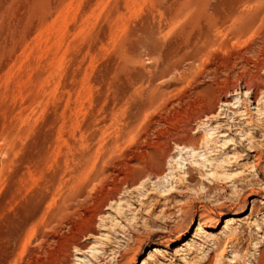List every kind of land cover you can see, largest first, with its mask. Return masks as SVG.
I'll return each mask as SVG.
<instances>
[{
	"label": "rangeland",
	"instance_id": "obj_1",
	"mask_svg": "<svg viewBox=\"0 0 264 264\" xmlns=\"http://www.w3.org/2000/svg\"><path fill=\"white\" fill-rule=\"evenodd\" d=\"M237 1L234 40L232 0H0V264H264V92L186 113L201 64L264 84V0Z\"/></svg>",
	"mask_w": 264,
	"mask_h": 264
},
{
	"label": "bare ground",
	"instance_id": "obj_2",
	"mask_svg": "<svg viewBox=\"0 0 264 264\" xmlns=\"http://www.w3.org/2000/svg\"><path fill=\"white\" fill-rule=\"evenodd\" d=\"M224 1V0H223ZM234 2H236V0H232V2L230 3V5ZM239 1V0H238ZM237 1V2H238ZM241 1V0H240ZM250 1V0H249ZM255 2V0H253ZM252 1V2H253ZM230 2V0H229ZM253 2V3H254ZM228 3V2H227ZM251 3V1L249 2ZM235 5V4H234ZM233 4L227 8L228 9V12L226 13V15L223 17V19L227 20V19H230V18H233V20H235L234 22L237 24V26H235V24L233 25L234 26V31L231 33L234 37V40H235V37L239 38L241 35H245L243 34L244 32H246L248 30V28L250 27V25L252 26L251 23L253 22H257V20L259 19L258 18V15H259V12L262 11L261 7L258 5V3L254 6L252 3H251V6L253 5L254 7H252L251 9V17L248 18V17H245V15H243V12H241L242 14L240 13H235L233 10V7L234 6ZM250 5V4H249ZM263 5V4H262ZM236 6H234L235 8ZM264 7V5H263ZM254 8V9H253ZM196 9V8H195ZM192 10V9H191ZM250 10V9H249ZM264 10V9H263ZM190 11V10H189ZM195 11V10H194ZM193 11V12H194ZM237 12V11H236ZM248 12V10L246 11V13ZM201 13V8H198L196 9V12H195V15L192 14V11H191V15L194 20L196 21L197 16H199ZM217 13V12H216ZM215 12H211L212 16L215 17L216 15L218 16V13L216 14ZM244 13V14H246ZM189 14V13H188ZM261 14V12H260ZM191 16H188V17H191ZM248 16V15H247ZM200 17V16H199ZM205 17V16H204ZM203 17V18H204ZM261 17V16H260ZM193 18H190V19H193ZM218 18H221V17H218ZM202 19V18H201ZM207 20V18H205ZM217 19V18H216ZM250 19V20H248ZM262 19V18H261ZM203 20V19H202ZM201 20V21H202ZM191 21V20H190ZM193 21V20H192ZM191 21V22H192ZM207 22V21H206ZM225 22V21H224ZM259 22V20H258ZM257 22V23H258ZM261 22V20H260ZM222 19L218 22L215 21L214 24L216 25H220L222 24ZM191 24V23H189ZM204 24V22H203ZM191 26V25H190ZM232 26V28H233ZM201 27V26H200ZM218 27V26H217ZM231 27V26H230ZM229 27V28H230ZM231 28V29H232ZM251 30V29H250ZM249 30V31H250ZM198 31V30H197ZM203 32V31H202ZM248 32V31H247ZM210 33L208 32H204L202 34V42L200 44V47L196 50L195 53L193 54H189V60L190 62H192L193 64L198 62L199 63V60H200V63H201V60H203V58L201 59V57H203V54H204V51L203 49L205 48V46H207L206 44H208L210 42L209 45H212L211 43L214 41V39L212 40V42L208 39V35ZM229 37V35H228ZM231 37V36H230ZM229 37V38H230ZM233 37L231 39H233ZM242 37V36H241ZM204 39V40H203ZM225 39H227V37H225ZM228 41V39H227ZM249 42V41H248ZM221 43V42H220ZM225 43V42H224ZM228 43V42H227ZM236 43V42H235ZM215 44V43H214ZM233 44V43H232ZM208 45V46H209ZM227 45V44H226ZM225 45V46H226ZM223 46V45H222ZM238 47V46H237ZM240 47V46H239ZM207 48V47H206ZM223 48V47H221ZM239 49V48H238ZM248 49V48H247ZM220 50V48H219ZM244 50V49H243ZM244 52V51H243ZM242 53V52H241ZM206 54V53H205ZM229 55V54H228ZM235 55V54H234ZM253 56V55H252ZM234 57V56H233ZM205 58V57H204ZM218 59V58H217ZM227 59V58H226ZM226 59H223V60H220V62H218V64H211L212 65H209V66H203L201 64V66L203 67L202 69L203 70H206V73L208 74V79H210V81L214 84V91L212 92V96H208L207 97H196L195 94H194V101H193V105L192 106H188V111L186 110V113L190 116H188L189 118L191 116L193 117H196L198 118L199 116L201 115H204V116H209V115H212L214 112H215V105L216 103H221L222 101L224 102H227L226 100V97L230 94V93H233L234 91H236L238 89V84L239 83H242L245 91L247 92H251L252 91V88H255L253 89L252 91V102H257L258 99V95L259 94H256L255 90H261L264 92V84H260V85H253L251 84V81L253 80L254 76L251 75V72H255V76H256V72L262 70L263 66H262V61L259 59V58H256L255 60H252L251 57L249 56H246V57H243L241 56V54L239 55H236L231 61L229 60H226ZM206 61V60H205ZM189 62V61H188ZM210 62V61H209ZM208 62V63H209ZM251 64V65H250ZM192 66V69L194 67V65H191ZM200 66V67H201ZM191 68V67H189ZM196 69V68H195ZM194 69V71H195ZM191 71V70H190ZM202 71V70H200ZM263 71V70H262ZM192 72V71H191ZM205 72V71H203ZM189 72L187 73H184V75L186 76V74H188ZM194 73V72H193ZM201 73V72H200ZM204 73V74H206ZM202 74V73H201ZM202 76V75H201ZM190 77V76H188ZM193 78V77H192ZM197 80V79H196ZM253 82V81H252ZM190 84V83H189ZM254 86V87H253ZM251 90V91H250ZM160 95V94H159ZM162 95V94H161ZM199 95V94H198ZM203 96V95H202ZM162 97V96H161ZM264 97V96H263ZM159 99V98H158ZM186 100V99H185ZM188 101V100H187ZM258 103V102H257ZM188 105H189V102H188ZM246 111V110H245ZM189 112V113H188ZM247 112V111H246ZM144 113V112H143ZM248 113V112H247ZM138 117V116H137ZM176 125V124H175ZM131 133V132H130ZM147 137V136H146ZM190 138V137H189ZM179 141V140H178ZM181 145H183V147H189L185 141L181 140ZM191 148V147H190ZM191 150L194 151V148H191ZM252 150H250L251 152ZM248 155V154H247ZM81 177V176H79ZM93 181V180H92ZM224 225L225 227H229L231 224H232V221H233V218L231 216H228L226 218H224ZM50 223V222H49ZM50 225V224H49ZM195 230L197 231H200V230H203L202 227H200V225L198 224L195 228ZM16 240V239H15ZM20 240V239H19ZM48 243V242H47ZM186 242H182L183 245H185ZM35 245V244H34ZM153 251H155V249H153ZM231 263V262H230Z\"/></svg>",
	"mask_w": 264,
	"mask_h": 264
}]
</instances>
